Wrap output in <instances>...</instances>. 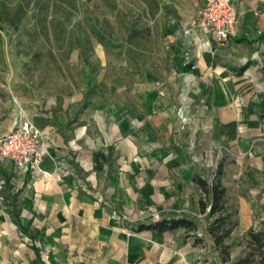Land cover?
<instances>
[{"label": "crops", "instance_id": "obj_1", "mask_svg": "<svg viewBox=\"0 0 264 264\" xmlns=\"http://www.w3.org/2000/svg\"><path fill=\"white\" fill-rule=\"evenodd\" d=\"M164 2L153 0L155 10L148 5L145 13L155 20L170 1ZM234 3L238 34L249 40L260 37L264 0ZM177 48L170 78L179 81H170V89H186L188 75L196 83L192 97L197 90H206L201 105L213 135L230 146L219 163L229 205L238 212L239 225L230 242L235 233L242 240L250 228L264 230V147L249 140L264 136V125L250 97L242 98V108L235 104L236 90H250L252 63L238 74L241 67L213 63L200 46L188 59ZM95 92L88 100L72 93L51 99L45 113L1 115L3 132L18 119L35 126L48 148L42 166L51 176L18 173L0 161V264H222L200 209L201 191L193 181L196 167L182 150V157L176 151L170 93L150 92L140 103L134 102L137 108L131 107L130 113L115 116L106 111L100 86ZM184 97L177 100L186 110L190 102ZM123 215L138 217L131 229ZM181 216L193 217L198 230H139L141 224ZM238 247L236 259L244 255V247Z\"/></svg>", "mask_w": 264, "mask_h": 264}, {"label": "rangeland", "instance_id": "obj_2", "mask_svg": "<svg viewBox=\"0 0 264 264\" xmlns=\"http://www.w3.org/2000/svg\"><path fill=\"white\" fill-rule=\"evenodd\" d=\"M148 1L0 0V17L22 8L17 27L0 20V117L48 112L44 108L48 101L70 93L92 99L99 86L101 97L107 99L106 111L115 116L130 113L137 108L134 102L140 103L150 92L170 93L176 113L171 128L174 143L190 158L195 173L210 179L230 146L213 135L209 115L201 105L206 90H197L192 97L196 83L188 75L186 89L169 86L170 81H179V77L170 78L172 53L179 46L185 54V23L195 17L201 0H167L155 20L145 13L148 5L151 12L155 10L153 0ZM94 29L103 34L106 45L99 42ZM239 29L240 25L234 44L217 47L220 50L211 59L235 70L252 63L250 90H236L235 104L242 108V98L250 97L264 125V31L249 40L238 34ZM72 83L75 90H71ZM179 96L190 102L186 110L178 103ZM5 132L0 128V134ZM249 140L264 147V136ZM239 155L240 151L237 167L241 166ZM239 237L235 233L233 241L240 242ZM240 251L236 245L234 259Z\"/></svg>", "mask_w": 264, "mask_h": 264}, {"label": "built area", "instance_id": "obj_3", "mask_svg": "<svg viewBox=\"0 0 264 264\" xmlns=\"http://www.w3.org/2000/svg\"><path fill=\"white\" fill-rule=\"evenodd\" d=\"M238 27L239 11L234 0H201L195 17L185 23L183 44L186 45V58L196 46L211 55L215 54V45L231 47ZM47 154L48 148L30 121L21 119L7 132L0 134V161L13 166L18 173L51 176L42 166ZM122 220L130 224L131 229L138 217L123 215Z\"/></svg>", "mask_w": 264, "mask_h": 264}, {"label": "trees", "instance_id": "obj_4", "mask_svg": "<svg viewBox=\"0 0 264 264\" xmlns=\"http://www.w3.org/2000/svg\"><path fill=\"white\" fill-rule=\"evenodd\" d=\"M153 6H155L154 3ZM21 9L18 6L14 13L5 12L0 20H5L9 26L17 27L22 18ZM93 33L102 45H106L105 37L100 31L94 29ZM244 69L245 67H241L238 74H242ZM176 151L182 157L181 149L176 147ZM223 176L224 171L221 164L217 166L210 179L197 172L193 176V181L201 191L199 205L201 212L206 215V231L214 242V249L218 252L222 264H264V230L250 228L240 242H230L232 233L239 225V220L237 210L229 205L227 189L222 181ZM198 226L199 222L193 217H163L150 225L141 224L139 230L148 229L161 233L182 228L186 233H191L196 232ZM236 245L244 247V255L233 260L232 249Z\"/></svg>", "mask_w": 264, "mask_h": 264}]
</instances>
